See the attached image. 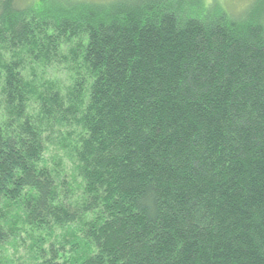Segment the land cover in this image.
I'll use <instances>...</instances> for the list:
<instances>
[{
    "label": "trees",
    "instance_id": "16d2710c",
    "mask_svg": "<svg viewBox=\"0 0 264 264\" xmlns=\"http://www.w3.org/2000/svg\"><path fill=\"white\" fill-rule=\"evenodd\" d=\"M0 264H264V0H0Z\"/></svg>",
    "mask_w": 264,
    "mask_h": 264
},
{
    "label": "rangeland",
    "instance_id": "374dc122",
    "mask_svg": "<svg viewBox=\"0 0 264 264\" xmlns=\"http://www.w3.org/2000/svg\"><path fill=\"white\" fill-rule=\"evenodd\" d=\"M249 1L252 0H220V2L224 5V6H228L229 8H238V7H242L244 4L248 3ZM54 70H50L49 74H54ZM21 254H23V250H21L20 252Z\"/></svg>",
    "mask_w": 264,
    "mask_h": 264
}]
</instances>
